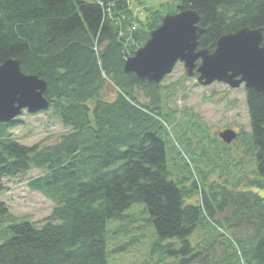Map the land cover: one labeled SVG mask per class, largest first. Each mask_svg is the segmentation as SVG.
<instances>
[{"label": "trees", "instance_id": "obj_1", "mask_svg": "<svg viewBox=\"0 0 264 264\" xmlns=\"http://www.w3.org/2000/svg\"><path fill=\"white\" fill-rule=\"evenodd\" d=\"M179 1L176 12L192 9L201 16L199 49L213 51L221 36L242 27L264 28V0ZM163 16H135L128 0H0V64L17 58L25 73L46 79L49 109L69 128L58 141L26 145L9 132L20 119L0 121V195L6 178L38 168L44 172L29 186L55 203L38 224L10 218L0 198V225L9 221L0 231L6 237L0 264H108V222L123 219L139 202L157 230L153 248L169 264H264V196L254 190H264V95L246 88V172L209 181L217 167L221 176L229 168L213 159L214 168H201L195 178L191 169L174 172L167 120L176 117L162 102V82L124 71L126 58ZM133 25L134 41L127 40ZM108 82L113 99L105 98ZM210 220L232 231L241 255L215 235ZM208 226L207 237L197 239Z\"/></svg>", "mask_w": 264, "mask_h": 264}, {"label": "rangeland", "instance_id": "obj_2", "mask_svg": "<svg viewBox=\"0 0 264 264\" xmlns=\"http://www.w3.org/2000/svg\"><path fill=\"white\" fill-rule=\"evenodd\" d=\"M128 1H131L134 11L136 8H143L139 11H143L141 18L157 11H162L164 15L174 13L180 4L179 0H147L144 3H139L137 0ZM162 85L164 88L162 102L169 106L168 110H172L176 117L167 120L171 138L168 145V163L171 169L174 172L191 169L195 178L200 174L201 168H214V164H210V159H213L217 165H229L224 176H221L222 170L218 167L210 174L209 181L220 183L230 177L236 180L243 171L246 172L248 170L246 164L250 156L247 155L245 142L251 132V124L245 85L242 84L238 88H232L222 82H214L208 86L201 85L197 75L187 76L181 62L165 77ZM107 86L108 93L105 98L113 99L115 88L111 82H108ZM54 113V108L36 114L25 111L18 117L20 122L9 132L14 139L26 145L58 141L69 128L65 127ZM226 129L239 131L241 136L229 147L225 146L220 138V132ZM239 161L241 164L236 166ZM175 163L176 165H173ZM43 172L44 170L34 168L16 177L5 179L7 189L0 198L8 204L10 218L16 219L15 221H34L41 224L52 214L55 203L42 192L33 190L29 186V182ZM229 186L231 187L230 183ZM254 190L264 196V190H256V188ZM192 201L195 199L193 198ZM226 215L227 213L224 212L218 219L223 220ZM150 218L151 213L146 204L139 202L125 211L123 219H112L108 222V264H169L171 259L165 258L166 255L162 251L153 248L158 235ZM5 219L3 226L0 225V231L7 230L9 226V221ZM213 226L215 235L230 241L239 254L240 247L235 245L227 234L232 231L220 225L217 227L213 224ZM199 232L201 233H198L196 238L199 239L201 236L205 239L211 230L208 226ZM229 235L236 241L234 234ZM5 238L0 236V243ZM221 250V247H218V252Z\"/></svg>", "mask_w": 264, "mask_h": 264}, {"label": "water", "instance_id": "obj_3", "mask_svg": "<svg viewBox=\"0 0 264 264\" xmlns=\"http://www.w3.org/2000/svg\"><path fill=\"white\" fill-rule=\"evenodd\" d=\"M201 16L192 9L166 14L151 31L150 38L126 58L124 71L140 80L161 83L182 62L187 76L197 75L201 85L214 82L238 88L242 84L264 95V28L242 27L219 38L215 49H199L205 29ZM48 82L37 74L23 71L21 60L10 58L0 64V121L10 123L24 111H47ZM221 139L231 144L237 132L226 129Z\"/></svg>", "mask_w": 264, "mask_h": 264}, {"label": "crops", "instance_id": "obj_4", "mask_svg": "<svg viewBox=\"0 0 264 264\" xmlns=\"http://www.w3.org/2000/svg\"><path fill=\"white\" fill-rule=\"evenodd\" d=\"M85 1H95V0H85Z\"/></svg>", "mask_w": 264, "mask_h": 264}, {"label": "built area", "instance_id": "obj_5", "mask_svg": "<svg viewBox=\"0 0 264 264\" xmlns=\"http://www.w3.org/2000/svg\"><path fill=\"white\" fill-rule=\"evenodd\" d=\"M100 4H102V5H103V2H101Z\"/></svg>", "mask_w": 264, "mask_h": 264}, {"label": "flooded vegetation", "instance_id": "obj_6", "mask_svg": "<svg viewBox=\"0 0 264 264\" xmlns=\"http://www.w3.org/2000/svg\"><path fill=\"white\" fill-rule=\"evenodd\" d=\"M237 132H238V135H240V134H239V131H237Z\"/></svg>", "mask_w": 264, "mask_h": 264}]
</instances>
